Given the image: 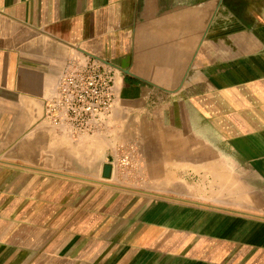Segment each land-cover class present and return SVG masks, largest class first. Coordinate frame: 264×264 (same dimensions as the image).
<instances>
[{
    "label": "crops",
    "instance_id": "obj_1",
    "mask_svg": "<svg viewBox=\"0 0 264 264\" xmlns=\"http://www.w3.org/2000/svg\"><path fill=\"white\" fill-rule=\"evenodd\" d=\"M90 57L75 141L45 101ZM0 264H264V0H0Z\"/></svg>",
    "mask_w": 264,
    "mask_h": 264
},
{
    "label": "built area",
    "instance_id": "obj_2",
    "mask_svg": "<svg viewBox=\"0 0 264 264\" xmlns=\"http://www.w3.org/2000/svg\"><path fill=\"white\" fill-rule=\"evenodd\" d=\"M115 78L99 60H71L54 94L45 101V117L63 128L72 140L101 130L115 103ZM112 170L126 174L138 167L133 146L121 150L110 162Z\"/></svg>",
    "mask_w": 264,
    "mask_h": 264
},
{
    "label": "water",
    "instance_id": "obj_3",
    "mask_svg": "<svg viewBox=\"0 0 264 264\" xmlns=\"http://www.w3.org/2000/svg\"><path fill=\"white\" fill-rule=\"evenodd\" d=\"M111 171H112V167H111V165H110V164L106 165V166L104 167V176H105L106 178H109L110 175H111Z\"/></svg>",
    "mask_w": 264,
    "mask_h": 264
}]
</instances>
